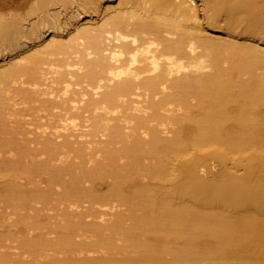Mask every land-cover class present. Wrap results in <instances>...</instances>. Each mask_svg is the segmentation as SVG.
Instances as JSON below:
<instances>
[{"label": "bare ground", "instance_id": "bare-ground-1", "mask_svg": "<svg viewBox=\"0 0 264 264\" xmlns=\"http://www.w3.org/2000/svg\"><path fill=\"white\" fill-rule=\"evenodd\" d=\"M0 264H264V0H0Z\"/></svg>", "mask_w": 264, "mask_h": 264}]
</instances>
